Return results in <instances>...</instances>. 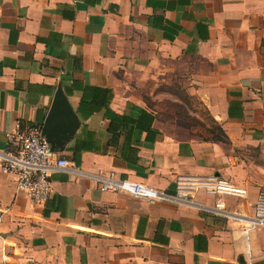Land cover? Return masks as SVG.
Listing matches in <instances>:
<instances>
[{"label": "crops", "instance_id": "0c3cea01", "mask_svg": "<svg viewBox=\"0 0 264 264\" xmlns=\"http://www.w3.org/2000/svg\"><path fill=\"white\" fill-rule=\"evenodd\" d=\"M83 87L109 90L117 115H153L155 139L140 134L134 165L110 147L70 161L82 128L100 145L110 138L103 110L77 115ZM170 88L225 142L177 122L161 104L181 102ZM56 92L78 121L58 153L71 165L50 175L38 205L0 172V264H264V228L245 236L208 214L217 196L202 185L244 189L221 197L237 216H252L264 193V0H0V159L17 125L41 130ZM107 173L185 190L192 204L99 193L86 176Z\"/></svg>", "mask_w": 264, "mask_h": 264}, {"label": "built area", "instance_id": "2783aa9c", "mask_svg": "<svg viewBox=\"0 0 264 264\" xmlns=\"http://www.w3.org/2000/svg\"><path fill=\"white\" fill-rule=\"evenodd\" d=\"M10 139L13 148L3 153L0 159V172L14 174L15 189L25 194L32 203L43 204L51 191L50 175L59 170H66L71 164L50 148L41 136L40 130L35 127L17 125ZM86 177L93 181L99 193L122 194L147 204L159 202L192 204L191 196L182 189H177L174 196H168L143 183L127 178H116L112 173L87 175ZM202 185L207 192L217 196L212 207L204 209L208 211V214L232 221L233 225L240 228L245 236L252 230L264 228V193L258 194L252 216H237L227 212L221 197L242 198L245 195L244 189L215 178Z\"/></svg>", "mask_w": 264, "mask_h": 264}, {"label": "trees", "instance_id": "16d2710c", "mask_svg": "<svg viewBox=\"0 0 264 264\" xmlns=\"http://www.w3.org/2000/svg\"><path fill=\"white\" fill-rule=\"evenodd\" d=\"M86 91H90L87 95ZM111 98L110 91L92 87H83L79 99L76 113L81 119H86L92 113L103 110L102 116L108 121L106 132L110 135L108 143L100 145L95 139L94 133L82 128L76 136L73 146L66 149L71 153L70 161L77 165L79 156L82 152H93L96 154H105L107 149L114 148L117 158L126 164L134 165L137 160V150L140 145V134L144 133L143 141L153 142L155 133L151 131L153 115L143 110H131V113L117 115L108 109V103ZM210 140L213 142H225V137L221 129L212 123L208 128ZM121 137L122 142L118 146L117 139Z\"/></svg>", "mask_w": 264, "mask_h": 264}, {"label": "water", "instance_id": "95a60500", "mask_svg": "<svg viewBox=\"0 0 264 264\" xmlns=\"http://www.w3.org/2000/svg\"><path fill=\"white\" fill-rule=\"evenodd\" d=\"M78 121L70 112L58 92L52 98L47 114L41 126V136L57 153L63 150L67 137H72Z\"/></svg>", "mask_w": 264, "mask_h": 264}, {"label": "rangeland", "instance_id": "374dc122", "mask_svg": "<svg viewBox=\"0 0 264 264\" xmlns=\"http://www.w3.org/2000/svg\"><path fill=\"white\" fill-rule=\"evenodd\" d=\"M168 92L174 93L172 95H175L176 97L180 98L181 102H170L167 100H163L161 104L168 108L172 113L174 114L173 117L176 118L177 122L180 124H183L186 127H189L190 129H195V132L198 134V132H201V128L204 127V125H208V127H212L211 122L209 119L206 118L204 115L203 110L197 106V105H190L189 102L185 99V96L183 94H180V92L177 89H167ZM195 112L197 113L202 123L198 122L194 117H192L189 112Z\"/></svg>", "mask_w": 264, "mask_h": 264}]
</instances>
